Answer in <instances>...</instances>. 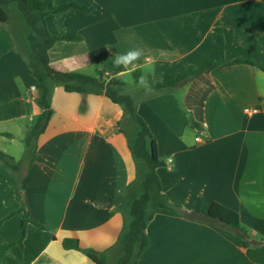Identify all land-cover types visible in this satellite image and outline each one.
I'll use <instances>...</instances> for the list:
<instances>
[{"label":"crops","instance_id":"0c3cea01","mask_svg":"<svg viewBox=\"0 0 264 264\" xmlns=\"http://www.w3.org/2000/svg\"><path fill=\"white\" fill-rule=\"evenodd\" d=\"M75 1L93 11L46 19L53 35L83 37L57 42L49 51L52 68L85 75L93 66L89 53L105 48L103 80L118 82L119 93L136 99L164 163L157 173L167 199L188 212L198 202L205 211L213 205L233 211L252 239L264 240V71L231 64L247 60L264 67V0ZM22 22L8 18L0 24V151L18 166L16 174L0 166V221L19 206L16 180L30 219L43 229L28 224L23 245L5 252L0 264H94L80 251L65 249V239L114 260L143 170L129 149L135 125L105 93L70 94L56 87L53 116L27 147L26 132L42 109ZM213 35L222 37V50ZM131 48L153 58L148 80L156 86L190 68L226 65L147 97L134 72L128 80L115 78V55ZM20 143L26 149L17 159L9 149ZM22 218L15 214L0 225V247L18 239ZM146 234L149 243L138 264H264V245L240 247L224 230L186 213L156 209Z\"/></svg>","mask_w":264,"mask_h":264},{"label":"trees","instance_id":"16d2710c","mask_svg":"<svg viewBox=\"0 0 264 264\" xmlns=\"http://www.w3.org/2000/svg\"><path fill=\"white\" fill-rule=\"evenodd\" d=\"M62 0H0V24L4 25L8 21V11L12 4L17 6L18 12L27 28L26 43L28 47V69L30 74L37 80L39 85V96L37 103L42 109V114L36 119L34 124L28 128L25 137V145L28 147L33 140H36L46 130L52 116L53 110L51 101L53 91L56 87H62L66 93L70 94H103L114 104L121 106L124 114L135 125V135L129 141V149L142 171L138 173L137 185L138 193L129 202V215L124 222L123 229L119 235L117 246L120 249V256L114 264H138L141 254L146 250L149 240L146 234L147 224L155 214L156 209H168L179 214L184 213L192 217L200 218L208 224H212L228 235L232 236L237 244L243 248L259 249L264 245V240L252 239L246 227L238 221L237 213L222 209L217 205L211 206L207 211L202 209V203H196L190 212L180 206L172 204L166 197V189L161 185L157 170L164 166L159 159L154 138L145 123L137 113V101L129 94H121L116 87L118 82L105 84L104 72L101 69L108 60V52L105 48L89 53V60L92 65L97 67L95 76L63 73L52 68L50 64L49 51L57 42H82L83 37L75 32L56 36L50 33L47 26V17L53 14H60L70 10L90 14L93 9L75 0H67L57 4ZM213 40L223 49L224 42L221 36L213 35ZM231 64H249L264 71V67L251 61L239 60ZM224 63H211L202 68H190L186 74L177 78L175 81L165 85L151 84V91H141L147 97L171 92L177 86L193 79L195 76L208 72L216 67L224 66ZM139 71L133 75L137 80ZM189 120L195 126H199L189 115ZM0 166L16 174L18 166L15 159L0 151ZM18 182V181H17ZM14 182V196L18 201V208L11 215L0 221V225L15 214L23 216L19 229L18 239L11 244L0 247V259L15 245L22 246L26 238L28 224H34L43 229L41 225L32 221L28 214L27 203L18 187ZM63 247L67 250H76L83 253L94 264L107 263L105 253H98L91 249H82L78 240L65 239Z\"/></svg>","mask_w":264,"mask_h":264},{"label":"clouds","instance_id":"9594fccd","mask_svg":"<svg viewBox=\"0 0 264 264\" xmlns=\"http://www.w3.org/2000/svg\"><path fill=\"white\" fill-rule=\"evenodd\" d=\"M143 58V63L137 62ZM113 66L119 71L116 73V79L128 80L132 73L140 70L141 76L137 78L138 86L143 87L145 91H151V84L148 75L154 71V61L151 56L145 54L143 48H131L124 53L116 54L113 59Z\"/></svg>","mask_w":264,"mask_h":264},{"label":"rangeland","instance_id":"374dc122","mask_svg":"<svg viewBox=\"0 0 264 264\" xmlns=\"http://www.w3.org/2000/svg\"><path fill=\"white\" fill-rule=\"evenodd\" d=\"M8 18L10 20L17 19L19 21H23L22 18H21V16H20V14H19V12H18L17 6L15 4H12L10 6V8H9ZM95 69L97 70V67L95 65H93L92 67H90V68L85 69L84 71H82V73L85 74V75L94 76L95 75L94 74L95 73ZM132 90H134V89H132ZM132 92L133 91H130V93H132ZM132 94H135V93H132ZM129 128H130V131H133L134 125H130ZM24 149H26L25 146L22 143H20V146L12 147V148L9 149V151H10L11 154H14L17 159H19V158L22 157V154H23ZM17 184H18V182H17ZM128 215H129V213H128ZM119 256H120V253H119V255L114 260H112V259L110 260L108 258L109 256H107L106 257L107 258V263L114 264L117 261V259H118Z\"/></svg>","mask_w":264,"mask_h":264},{"label":"built area","instance_id":"2783aa9c","mask_svg":"<svg viewBox=\"0 0 264 264\" xmlns=\"http://www.w3.org/2000/svg\"><path fill=\"white\" fill-rule=\"evenodd\" d=\"M255 112H256V111H255ZM196 141H198V142H199V141H200V140H199V138H197V139H196Z\"/></svg>","mask_w":264,"mask_h":264}]
</instances>
